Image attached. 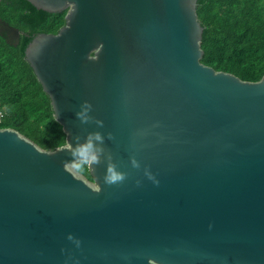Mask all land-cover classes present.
Masks as SVG:
<instances>
[{"label": "water", "instance_id": "obj_1", "mask_svg": "<svg viewBox=\"0 0 264 264\" xmlns=\"http://www.w3.org/2000/svg\"><path fill=\"white\" fill-rule=\"evenodd\" d=\"M24 1L66 13L25 61L65 144L98 132L103 152L87 183L69 149L0 130V264H264V77L201 65L199 0Z\"/></svg>", "mask_w": 264, "mask_h": 264}, {"label": "trees", "instance_id": "obj_2", "mask_svg": "<svg viewBox=\"0 0 264 264\" xmlns=\"http://www.w3.org/2000/svg\"><path fill=\"white\" fill-rule=\"evenodd\" d=\"M196 15L203 29L201 65L242 83H259L264 77V0H199ZM65 16L36 11L24 0H0V20L21 34L15 48L0 38V130L18 133L43 152L64 148L65 135L24 53L38 36H56ZM77 175L92 183L88 167Z\"/></svg>", "mask_w": 264, "mask_h": 264}, {"label": "clouds", "instance_id": "obj_3", "mask_svg": "<svg viewBox=\"0 0 264 264\" xmlns=\"http://www.w3.org/2000/svg\"><path fill=\"white\" fill-rule=\"evenodd\" d=\"M84 111H88L91 109V105L87 102H84L81 106ZM77 118L81 120L82 123L87 122V118L84 116L83 112H78ZM97 123H101L97 121ZM99 141L101 144L103 143V138L100 133H89L83 143L80 142L79 137H75V146L72 143H67L64 147L69 149V153L71 155V160L66 161L64 166L69 171H74L75 173H83L86 167L91 165L100 163V154H102L103 149L97 148L93 141ZM132 166L138 168L139 164L135 159L131 161ZM148 173L146 172V175ZM149 178L152 177L149 175ZM125 179L124 174L116 170V166L114 164H109L106 170V175L104 177V181L106 184H116L122 182Z\"/></svg>", "mask_w": 264, "mask_h": 264}]
</instances>
